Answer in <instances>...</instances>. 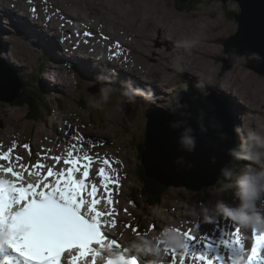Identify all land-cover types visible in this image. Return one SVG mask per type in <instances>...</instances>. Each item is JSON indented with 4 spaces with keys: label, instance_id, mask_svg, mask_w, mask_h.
<instances>
[{
    "label": "rangeland",
    "instance_id": "1",
    "mask_svg": "<svg viewBox=\"0 0 264 264\" xmlns=\"http://www.w3.org/2000/svg\"><path fill=\"white\" fill-rule=\"evenodd\" d=\"M7 1H11V0H5L4 5H7L6 4ZM52 1L53 2L45 1L46 4L49 7H51V9H53V6H59V9L63 8L67 12L73 13L75 14V16L80 17L81 20H85V22L87 21L88 23H92L96 20H100L101 22L105 23L112 32L116 34L122 33L124 35L127 32L128 33L127 40L130 41L131 39H135L136 46L137 47L139 46L141 49H145L144 39L142 35L143 36L148 35L147 31L151 30V28H149V24L147 21L148 17H154V18L157 17V20L165 21L169 25V27L178 24L179 25L178 34L179 35L182 34L184 39L194 36H200L201 39L198 46L201 45V42L203 40L211 41L208 44L212 46L217 53L216 58L212 59V65L217 74L223 71V67H224V63L221 62L224 56V42L229 37L235 35L239 29V24L232 15V13L233 12L239 13L240 6L238 3L233 1H228L223 5L222 1L220 0H213V1L196 0L193 3L192 8L188 7L187 10L185 11H181L177 7V3L179 4V2H177L176 0H52ZM108 5L110 6V8H107ZM66 6L68 8H65ZM194 6H196L195 8L196 11L198 12L200 11V15H199L200 19H194L190 15L193 11ZM160 10H162L163 13H161ZM211 11H214V13H210ZM15 14L18 15L19 12L18 13L15 12ZM200 24L207 29L205 33L202 30H199ZM184 33H186V36L184 35ZM198 33L199 35H197ZM134 34H137V39L132 36ZM220 35H222V39L216 40L215 38ZM178 37L180 38L181 36ZM78 38H84L88 43L93 42L97 46H101V43L98 42L99 38L97 37L79 36ZM4 42H5L4 46L7 52L3 54V57L5 56L9 61L11 60V62H14L24 68H27V66L31 65V63H29V65H26L25 61L20 60L19 56H15L14 50L12 54H9L10 51L9 46L20 41L15 39L13 41L8 40V43L5 40ZM104 44L106 45L105 42ZM107 46L108 45H106V47L103 48H108ZM35 52L36 50L31 47L27 50V54L30 55L31 57L36 55ZM175 54L184 55L189 65H195V64L204 65L205 63L204 59L198 58L197 55L192 51L191 53H184L183 50L179 49L178 51H175ZM247 62H248L247 58L245 57L239 58L237 60L238 65L234 64L227 71L232 70V73L236 78V85L239 83L238 84L239 88L247 92V94L250 95L253 99L261 98L264 101V75L261 78H258L255 75H253L252 72L247 70V66H248ZM233 67L239 70L232 69ZM48 68H49V72L45 73V79L47 83L48 84L51 83L53 86H57L58 91L63 93V95L60 93H56L54 94V97L53 96L47 97L48 100L41 103L44 110L43 116L47 121L39 122V123L31 121L30 115L28 114V108H26V106L18 107L14 105H8L5 103H0V127H1L0 136L1 137L4 131L8 133L15 131V132H21L20 138L22 139V141H28L29 138L25 136L26 135L30 136L29 132L31 131L32 127L33 128L41 127L43 129H47L48 126L54 127L56 125V122L57 123L60 122V124H57V126L61 127L62 126L61 119L58 117V114H55V112L57 113L59 111V107L61 103H64V109L62 110L63 119L66 120V117H70L74 119L73 121L74 124H78L79 121L77 120V117L79 113L80 116L83 118V121L89 124L88 128L91 133L96 135L102 134L104 136H108L112 143H115L116 145L118 144L117 146L121 147L120 150L122 151L119 155L125 156L128 161L122 162L123 164L120 163L119 167L120 169L121 167H123L128 170L129 180L125 182L123 185L120 186L116 185L117 188H116L115 196L119 197V195L121 194L123 196L122 201H125V203L129 202L130 200H133V196H135L138 204H133L129 207L130 212L134 213V217H135V218L133 217L131 220H136V221L137 219L141 220L140 221L141 225L146 227L147 230L149 229V227L147 226V222L148 223L158 222V224L160 225L161 223H163V220L170 221L173 220V217L176 216L180 217L182 214H183L182 217H185L184 215H186L185 212H187V208H193L194 210L199 211L205 207L204 205H206V207L211 208V206H214L216 202L220 200L224 201L225 203L227 202V204L232 206H236L239 203L237 200L234 199L233 194L230 191H221V185L218 186L219 184H221V182H223L221 181L218 185L216 184L213 187H207L199 192H192L189 190L185 191L181 188L171 187L168 189L169 191L167 190L166 195L162 198V202L158 206L154 208L146 207V204L142 199L144 198V196H142L141 193L142 185L144 184L142 181L143 177L141 178L138 173L139 166L141 164V159H140L141 156L139 151L140 141L136 138L138 135L139 136L143 135V131L147 126V121H145L143 118V112L145 109L138 108L137 106H133V105L130 109H128L126 103L123 102L124 101L123 99L113 95H111L108 103L103 104L99 108L94 107L92 101H98L100 99L99 97L100 90L97 87H102V85H100L101 82L95 83L94 80L90 78L84 79L82 81L83 87L84 86H88V87L83 88L82 86L79 85L76 86L75 83L69 81V83L66 85L68 87L66 90L64 88L66 86L62 85V84L65 85L66 78L64 77V75L66 73V70L63 67H61V69L59 70H54L53 64H49ZM75 68H76L74 69L75 73L79 68H82L92 74L99 75V72L96 69L88 68L83 65H77V66L75 65ZM38 70L39 69H36L34 71L37 72ZM109 75L112 77H119L118 74L113 72L112 70H109ZM43 76H40L39 78L42 79ZM175 76H171L172 77L171 79L174 82V86L177 84V80L179 81L178 84L179 86L180 84L189 81L184 75L183 76L180 75L179 78ZM40 79L35 78V80L38 82ZM189 79L193 82V84H195L196 80L192 78ZM209 84L218 88V91L221 93L223 98H225V100L229 103V104L227 103V106L231 109V114H232L234 106L232 105V101L229 100L228 95H226L227 92L226 89H224V87H220V85H214L216 84L214 81H212ZM178 85H176L175 89H177ZM28 87L30 88L29 85ZM173 88L171 90H173ZM44 91H46V89ZM86 91L88 95L85 94ZM36 92L40 96L46 97V94H44L42 90L36 89ZM232 93L235 94L236 92L233 91ZM49 94H51V92H49L48 95ZM173 94L174 92L170 91L168 93V95H170L169 98H172ZM251 97L244 96L243 98L249 100ZM239 102L241 103L240 98L236 97L235 102L233 103H239ZM51 106H53L54 109L53 116L50 115L48 109L51 108ZM258 106L260 107L261 104H259ZM124 110L127 112L122 113V111ZM263 114L264 112L258 115L257 117L263 116ZM244 115H245L243 116L244 124L251 123L252 122L251 120H247V116L249 115L248 114H244ZM239 116H242V114H240ZM128 119H130V121H128ZM102 124H104V126L110 127L112 131L106 132V129L100 131L101 130L100 126ZM155 128L166 129V127L163 126L162 124L155 125ZM43 133H45L46 135L47 131ZM77 133L82 135L83 137L89 136L87 129L83 126L79 127ZM10 139H12V137H8L7 140ZM41 140H43V138L40 137L35 138L34 135V139L32 140V142L34 143V148H35V142H37V144L40 145ZM59 140L60 137L57 139V141ZM22 141H20V146L21 149L24 151L25 149L23 145L25 143ZM1 143L3 142L0 139V144ZM99 144H100V140L94 141L93 139H89L85 144L86 151H88L86 152V154L88 155L89 150ZM34 148L32 149V151L34 150ZM116 148L109 145L107 149L116 151ZM77 149L79 151H83V144L78 143ZM117 153L118 152L116 151V155ZM91 155L95 157L98 154L96 152H92ZM104 159L105 158H101L100 161L103 162ZM107 160L109 161V163L114 162L113 159H107ZM155 164L158 165L157 162H155ZM115 168L117 169V167ZM202 201H206L205 204L201 203ZM132 206L138 208L135 209L132 208ZM189 215H186V218L183 219L181 223L178 224L179 227H177L176 230L177 231L185 230L184 234L197 235L199 238L203 237V232L205 231L204 230L205 225L203 224L201 229H199V228H195L196 224L186 223L187 222L186 220L188 221L191 220L190 219L191 216L190 218L188 217ZM200 217H204L203 213L200 215ZM202 219L205 220V218ZM225 221H227V224L237 225L231 222L230 220L225 219ZM212 222H216V219H212ZM215 224L216 223L207 224V229L204 232L205 238L207 240L203 238L207 241V243H209L210 239L212 240L218 234V231L214 227ZM135 225L137 224L134 222L133 226ZM223 225L224 227H226L225 229L227 231L228 230L227 225L226 224ZM259 232L260 231H257V233ZM184 234L182 235L186 239V236ZM225 234L226 232L224 233V235ZM117 236H119V240H120L121 235L117 234ZM219 238L220 239L223 238V235L220 234ZM228 239L230 238H223L222 241ZM218 245L223 248H226L227 250L229 249V247L225 246V244L222 242L221 244ZM211 251H215L214 248L210 247L207 250V253L209 254Z\"/></svg>",
    "mask_w": 264,
    "mask_h": 264
},
{
    "label": "snow or ice",
    "instance_id": "2",
    "mask_svg": "<svg viewBox=\"0 0 264 264\" xmlns=\"http://www.w3.org/2000/svg\"><path fill=\"white\" fill-rule=\"evenodd\" d=\"M71 139L75 140L76 136L72 135ZM15 147L0 148V169L12 177H0V246L18 256L23 264H62L69 249H79V255L83 257L95 251L94 244L103 245L106 234L102 231L105 227L102 217L114 213L98 209L101 203L98 193L101 189L108 193V203L111 204L110 188L113 182L119 183L118 179L110 176L104 166L93 173L94 157L91 154L78 156L69 152L67 158L54 155L51 158L56 167L47 166L40 160L25 165L22 157L12 155ZM23 147L27 149L29 145ZM103 164L108 165L109 161L104 159ZM33 167L40 172L41 179L37 183L26 182L25 172L30 173ZM97 176L99 183L96 182ZM112 226L115 227V223ZM184 235L186 244L180 250L184 256L191 252L194 259L206 261V264H213V259L222 264L219 257L209 258L207 254L193 251L189 242L196 238ZM222 243L229 248L235 246L236 254L232 256L231 264H237V261L264 264V233L255 235L246 260L245 243L238 227L235 235ZM108 247L119 245L113 239ZM169 252L171 259L176 250ZM75 259L73 257V264ZM107 264H137V259L121 254L108 259Z\"/></svg>",
    "mask_w": 264,
    "mask_h": 264
},
{
    "label": "bare ground",
    "instance_id": "3",
    "mask_svg": "<svg viewBox=\"0 0 264 264\" xmlns=\"http://www.w3.org/2000/svg\"><path fill=\"white\" fill-rule=\"evenodd\" d=\"M2 1H3V4H4L5 0H2ZM45 1H50V0H45ZM76 6H78V5H76ZM107 8H110V6L108 5ZM195 8H196V6L193 7V11H192V13L190 15L194 19H200V16H199L200 15V11L199 12L196 11ZM60 9H61L63 15L66 18L65 23H67L69 20H71V18L72 19L73 18L74 19L75 18L79 19V17L75 16V14L67 12L63 8H60ZM160 12L163 13L162 10H160ZM210 13H214V11H211ZM81 14H83V13H81ZM13 15H15L18 18L22 19V17H20L21 16L20 14L17 15V14H15V12H13ZM0 18H1V16H0ZM81 21L85 22V20H81ZM147 21H148V24H149V28H151V30L147 31L148 35H145V36L142 35V37L144 39L145 49H141V48L140 49L139 48L136 49V53L141 56V62H139V66H136V65H134L132 63L133 64L132 68L127 67L126 69H123V68H121V66L114 65V64H119V61L114 56H112L110 54H107L106 51H110L108 48L97 47V46H95L93 44H90L89 46H85V45L81 44L79 40L72 39L71 37H68V39H66L67 41H72V44L71 45L68 44V46L75 47L76 49H79L80 50L79 53L83 51V47H86V50L91 51L92 54H84V52H82L81 53V59L84 60L85 56L88 57L86 59V61H84V62H79L78 60H76L75 58H73L69 54H68V56H69L70 60L73 61V63H76L75 64L76 66L77 65H83V66H86L88 68L96 69L99 72V75L109 76V79L111 81L114 79V77L109 75V70H112L113 72L117 73L120 78H125V79H129V80H132V81H140L142 79L141 75H143L145 77V79L150 80V81H151V78H149V77L150 76L154 77L156 79L157 84H160L162 86V88L164 89L163 93L165 95L164 97H162L161 94H160L159 95L160 98L155 103V105L160 106V107L163 106V107L167 108V107L171 106V104H172V102L170 101L171 98H169L170 95H168V93L170 92V90L174 86V82L172 81V79H171L172 77L171 76H175V75L177 76V74L180 73V72L175 71L174 68L172 67L173 59L177 56L175 54V51L179 50V49H177L175 47V41L178 40V39H184V38H183L182 34L181 35L178 34V32H179V25L178 24H175V25L169 27V25L165 21L157 20V17L156 18L148 17ZM25 23H26V26H31V24H32V22L29 20V18H26ZM44 24H46V22H44ZM36 28H37V26H34V30H33L34 32H36ZM49 30H53L56 33V28L50 27ZM199 30H202L205 33V31L207 29L204 28L200 24ZM109 31H111V30H109ZM188 32H190V31H188ZM184 35L186 36V33H184ZM197 35H199V33ZM113 36H115V35L113 34ZM178 36H181V37L179 38ZM100 38L105 40L101 36H100ZM56 39L58 41V43H57L58 44V48H60V52L58 53L59 56L57 57L58 59L55 58L54 62L46 63L47 65L46 64H44V65L41 64L42 66L40 65V67L43 68L44 70H46V72H49V70H48L49 69L48 68L49 64L61 65L63 62L71 63L70 61H67V55L64 52V49L61 46L57 36H56ZM215 39L216 40L222 39V35L217 36ZM209 42H211V41H204L203 40L201 42L200 46H197L196 48H194L192 50V52H194L197 55L198 58L204 59V62H205L204 65L203 64L189 65L187 60L184 59V67H185L184 76L192 83V87H193L194 84L189 78L197 80V77L204 78L209 83L214 81L216 83L214 85H220V87H224V89H226V91H227L226 95H228L229 100L232 101V105L234 106L232 114H231V109L227 106L228 102L225 100V98H223L221 93L218 91V88L214 87V86L212 88H214V90L216 88L215 91H218V94L220 96V100L223 102L225 108L227 109V114L230 115V116L227 115V117L230 118V120L232 122H233V120L237 119L239 121V123H241V119L240 118L242 116H245V115H243V113H246V114L249 115V116H247V120H251L252 121L249 124L251 126H254L253 122H255V118H257L258 115H260V114H262L264 112L263 111V109H264V101L261 98L260 99H258V98L253 99L251 97L249 100H246V99L243 98L245 106H241V105H239V103H233V102H235L236 97L239 98V96H238L239 94L237 95V92L235 90H230L231 89V85H236V78L234 77V74L232 73V70L231 71H226L223 76L220 75L222 73V71L219 74H217L215 72V70L213 68V65H212V59L216 58L217 53H216V50L212 46H210L208 44ZM115 43L119 44L121 46H124L126 44L122 40H118V39L115 40ZM7 46H9V45H7ZM124 47H128V45H126ZM111 62H113V63H111ZM38 63H39V61H38ZM55 65H54V70H59V69L55 68ZM31 66H32V64L30 66H27V68H31ZM60 69H61V67H60ZM232 69H235V67H233ZM235 70H239V69H235ZM133 71H137L141 75L138 74V73H135ZM77 72H79V75H77V73H76V76H77V78L79 80H81V82L84 79H89L90 78V79L94 80L95 83L101 82L100 85H102V86H104L106 84H111L113 86V84L111 82L107 81V80L101 81L99 79H93L92 76L95 75V74H92V73H90V72H88V71H86V70H84L82 68H79L77 70ZM33 73H35V71ZM81 74H83V75H81ZM29 82L32 83L33 79H31ZM47 86H48V83L45 84L44 87H43L44 90L47 88L46 97H50V96H52V94H56V93H60V94L63 95V93L58 91L57 86H53L54 88L50 87V86L47 87ZM82 86H83V82H82ZM84 87H86V86H84ZM64 88L67 90L68 87L66 86ZM117 88H118L119 91L122 89V88H119V87H117ZM142 88L146 89V86L142 85ZM193 89H195V87H193ZM32 91L35 93L34 89H32ZM231 91L232 92L235 91L236 93L233 94ZM49 92H51V94L48 95ZM39 97L43 98V99L45 98V97H42V96H39ZM181 99H182V101H184L185 103H187L189 105L188 109H190V101L187 98H185L184 96L181 97ZM50 104H52V103H50ZM259 104H261L260 107L258 106ZM51 108H53V106H51ZM52 110L54 111V109H52ZM240 114H242V116H239ZM155 115L157 117L159 116L157 113ZM263 116H264V114H263ZM214 124L217 126L216 122H214ZM58 138L59 137H57V139ZM236 139L239 141L238 137ZM2 146H3V143L0 144V148H2ZM120 149H121L120 146L116 148V151L118 152L117 155H116V157H117L116 161L108 164V166L111 169L115 170L116 172L121 170L120 167H119L120 162L128 161L125 156H120L119 155L121 153V151H122ZM15 153H16L17 156L22 157V154L20 152L16 151ZM57 154L62 156V152L57 150L56 152H52L51 157L54 156V155H57ZM63 154H64V151H63ZM51 157L50 158H46V162L50 164L48 166L56 167L55 162L53 161V159ZM148 157H150V155H148ZM28 158H29V160L32 159L34 163L37 160H40L41 153H38V144H37V142H35V148L30 153ZM144 159L146 161L147 157L145 156ZM157 160H158L157 156H154L153 157V161L156 162ZM23 162L25 163V165L30 164L29 161L26 158H23ZM5 166H7V165L5 164ZM102 166L106 167V171H107V165H104V164L101 165L100 164V167H102ZM156 166H161L162 167L163 165L161 163H159ZM115 167H117V169ZM169 169L170 168H168V170ZM211 169L212 170H210L209 172H206V174L197 175V176H194V177L189 176L188 179L181 177L182 170L179 169V170H177L174 173L173 182L168 180V182L170 183L168 186L170 188L171 187L182 188L184 186L179 184V182H181L182 179L189 183L187 185L209 183L210 182L209 178L211 176H213V174H214V169L213 168H211ZM17 170H19V169H17ZM97 170L98 169H92L93 173H95ZM110 176L115 177L116 179H118V181L120 183V179L117 177L118 175H115L114 173H112V174H110ZM0 177H3L5 179H12L10 174L4 173L2 169H0ZM40 179H41V174H40V172H38L36 170L35 167H33L31 169L30 173L27 172V171L25 172V181L26 182L37 183L38 181H40ZM96 182L99 183V179H96ZM122 183H120V184H122ZM116 185H117V183L113 182V184H112V186L110 188V192H111V195H112V201L113 202L111 204L108 203V199H107L108 193H106V195H104V196H101L100 192H99L98 196L101 199V203L97 207H98L99 210L105 211L106 213H108V212L114 213V215H111V216L106 214L104 216V219H106L108 221V223L111 224V227H112L111 235H112V237L116 241H118L120 244L122 243L121 245L127 251L125 256L131 258V257H135V253H132V252L129 251V243L133 239H135L137 236H140L138 234V232L136 231V229H135V226H138V225L131 226V221H129V220H131L134 217V213L130 212L129 207L132 204L130 202L125 203V201H122V197L121 196H119V197L115 196L116 188H117ZM204 206L206 207V205H204ZM132 208H135V207L132 206ZM135 209H137V208H135ZM193 211H194L193 208H187V212H185V214L186 215L190 214L188 217L190 218V216H191V218H190L191 220H189V221L186 220L187 221L186 223H188V224L189 223L190 224H196L195 228L201 229V227L204 224L205 225V229L204 230H206L207 229V224L216 223L214 227L218 231V234L216 235V237H214L212 239L215 242L213 244H217L216 242L220 241L223 238H232V236H233L232 227H231L230 224L226 223L227 221L225 222L224 218H215L216 222H212V219L211 220L210 219H205V220L202 219L201 220L200 215L202 213H200L199 215H194ZM186 215H184L185 217H182L183 214L180 217H177V216L173 217V220H170V221L163 220V223H161L160 225L158 224V222H150V223L147 222V226L149 227V229L147 230V234L145 236H155L156 234H158L166 226H173L176 229L177 227H179L178 224L181 223V221L186 218ZM181 217H182V219H181ZM113 223H115V227L112 226ZM135 223L137 224V221H135ZM223 224L227 225V227H228L227 231L225 229L226 227H224ZM126 225H127V228H126ZM116 230H118V231H116ZM138 231H139V228H138ZM129 232H131V233H129ZM179 232L180 233L182 232L181 234H184L185 230H181ZM225 232H226V234L224 235ZM135 233H137V234H135ZM240 233H241L243 242L245 243V249H246L247 241L250 242L253 239V237H255L254 230H247V229L241 228L240 229ZM117 234L121 235L120 240H119V236H117ZM220 234L223 235V238H221V239L219 238ZM188 235L194 236L196 238V239H194V240L189 242L190 246H191V249L193 251H195V252H198V253L207 254V250H208V246H206L208 244L206 242L207 239L205 238L206 240L205 239L202 240L197 235H193V234H188ZM208 245H210V244H208ZM119 253H120L119 251H114V254L116 256H118ZM108 254L110 256L112 255V253L110 251H108ZM170 255H171V253L168 252L167 264H206V261L205 262H201L199 259H194L192 257V255H191V252H189V254L187 256H184L181 251H176L175 255L171 259H170ZM216 255L220 256L219 250L216 251ZM232 256H233V254L229 251L228 252L229 259H228V261L226 260L224 264H231ZM106 257H108V256H106ZM90 258L91 257H88V258H85V259H79V260L76 261L75 264H84L86 261H87V263L91 264V262L88 261ZM210 258H212V256ZM137 264H147V261L145 259H143V258L137 257Z\"/></svg>",
    "mask_w": 264,
    "mask_h": 264
},
{
    "label": "clouds",
    "instance_id": "4",
    "mask_svg": "<svg viewBox=\"0 0 264 264\" xmlns=\"http://www.w3.org/2000/svg\"><path fill=\"white\" fill-rule=\"evenodd\" d=\"M200 36H194L175 41L177 49H183L184 53L191 51L200 43ZM226 57L234 58L235 54H226ZM184 55L178 54L172 62L175 71L183 73ZM125 87L120 91L125 98L123 102L136 103L138 98L145 102L153 100V93L150 89L136 87L131 80L125 81ZM200 97L205 99L209 92V82L197 77L193 85ZM115 91L111 84H106L100 88L98 101H92L94 107H101L108 103L111 95ZM189 105L177 98L169 109L174 117H179L171 122L170 127L180 130L179 144L182 150L193 152L196 147V129L188 123L191 113L188 111ZM205 113L199 110L196 120L201 133L207 132L204 124ZM242 124L234 126L233 131L239 137L237 147L230 148L228 155L235 161L246 160L250 163L244 165L238 171L225 167L221 170L225 177V183L221 185V191L233 192V197L239 203L236 206L229 205L224 201H217L211 208L204 207L196 211L194 215L201 212L205 219L224 218L239 225L243 229L264 232V118L257 117L255 126L244 124V117H241ZM221 139H227V134L221 133ZM177 163H184L183 158H179ZM185 237L173 226H166L155 236H137L129 243V251L135 253V257L143 258L147 264H167V256L170 250L180 251L185 247ZM237 264H241L237 261Z\"/></svg>",
    "mask_w": 264,
    "mask_h": 264
},
{
    "label": "water",
    "instance_id": "5",
    "mask_svg": "<svg viewBox=\"0 0 264 264\" xmlns=\"http://www.w3.org/2000/svg\"><path fill=\"white\" fill-rule=\"evenodd\" d=\"M180 1L187 2L188 0ZM223 1L227 2L228 0ZM223 1L222 3L224 5L225 3ZM235 1H238L242 8V12L237 16V19L240 23V31L235 39H237V43L239 46V36H246V38L248 39L247 44L249 45L250 55L251 46H254L255 48H257V50H259V43H264V0ZM241 26L243 27L242 33ZM244 47L247 46H241L240 48ZM252 60L254 61V63H257V65L263 61L262 58L258 59L257 57H254ZM10 62L11 61H9L8 63L4 62V64H0L3 69V71H1L0 66V93L6 90V84L8 85V82H11L12 84L15 82L21 87L22 79L26 81L28 80L29 82L33 78L29 76L30 71L27 72L26 68L19 66L14 62ZM233 64L234 63H232V58L226 59V63H224L223 71L220 75L223 76L224 73L229 70ZM248 67L249 66H247V70L252 72L256 77L261 78L263 76L258 72V70L263 69L262 66H255L257 70H249L250 68ZM3 74L6 75L5 79H3L2 77ZM30 75L32 74L30 73ZM17 76L20 80L17 79ZM27 88L30 89L29 87ZM32 93L35 97V93L33 91ZM5 104L9 105V103ZM196 109L197 110L194 112L196 116L191 117V119L188 121V123L196 129V147L193 152L182 150L179 144L180 130L178 129H173L170 127L163 132H155L151 129L148 130L147 145H151L152 143H154L155 150L160 156V163L163 165L162 167L156 166L153 159L147 158L146 161L144 160L143 165L148 176H151L154 179H159L163 183L168 184L169 182L166 179L167 174L175 173L179 169L182 170L181 177L188 179L189 176L194 177L197 175L206 174V172H209L210 170H212L211 168H213L215 170L213 176L209 178L210 182L203 185H211L216 180H218L222 168H224L230 161L228 150L230 148H233V144L231 141L232 129L229 125H225L224 123H222V120H220L221 117L218 116L216 108L213 104ZM201 109H203L204 113L206 114L204 119V124L208 129L206 133H201L197 126L196 117L199 110ZM214 122L217 123V126L214 124ZM221 133L227 134V139H221ZM181 157L183 158L184 163H177L178 159ZM168 168L170 169L168 170ZM179 184L185 187H192L191 185H187L189 183L184 181L183 179L181 180V182H179Z\"/></svg>",
    "mask_w": 264,
    "mask_h": 264
},
{
    "label": "trees",
    "instance_id": "6",
    "mask_svg": "<svg viewBox=\"0 0 264 264\" xmlns=\"http://www.w3.org/2000/svg\"><path fill=\"white\" fill-rule=\"evenodd\" d=\"M181 7H183V6H181ZM36 85H37V83L34 86H36ZM43 90L44 89H42V91ZM36 95L38 97L40 96L39 94H36ZM32 108H34V105H32ZM141 175L144 178V180H146L145 182L142 180L144 185H145L143 188L144 195L150 197L152 204L158 203L160 198L162 197V195H164L166 188L164 187V185H162L157 180H153L151 178H146L145 176H143V173ZM222 177H224V176H222Z\"/></svg>",
    "mask_w": 264,
    "mask_h": 264
}]
</instances>
